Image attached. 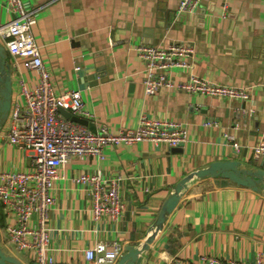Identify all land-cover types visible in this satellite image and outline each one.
<instances>
[{
    "label": "crops",
    "instance_id": "0c3cea01",
    "mask_svg": "<svg viewBox=\"0 0 264 264\" xmlns=\"http://www.w3.org/2000/svg\"><path fill=\"white\" fill-rule=\"evenodd\" d=\"M21 1L26 10L35 11L33 35L55 92L79 91L86 103L90 115L88 125L82 126L116 133L135 129L145 116L172 120L187 130L181 147L119 142L105 148L102 159H69L51 193V264H94L83 251L100 242L138 246L150 235L175 184L210 163L238 161L245 169L264 171L263 160H254L252 151L264 145V0H202L195 13L182 15L175 13L179 0ZM14 17L0 0V24ZM178 42L192 45L194 52L190 69L172 73L175 83L194 74L246 89L249 98L189 95L175 88L145 95L143 64L135 47L167 48ZM5 53L12 82L10 106H22V90L35 85V75L14 65ZM206 121L213 125L205 126ZM5 132L6 122L0 128V171L28 168L29 152L8 144ZM96 172L118 181L124 207L114 220L94 217L89 187L76 180ZM8 223L0 207L2 244L21 264H35L32 251H19L8 242ZM142 256L144 264H200L208 256L222 262H264V191L193 178Z\"/></svg>",
    "mask_w": 264,
    "mask_h": 264
},
{
    "label": "built area",
    "instance_id": "2783aa9c",
    "mask_svg": "<svg viewBox=\"0 0 264 264\" xmlns=\"http://www.w3.org/2000/svg\"><path fill=\"white\" fill-rule=\"evenodd\" d=\"M202 0H179L176 15L195 13ZM15 17L0 24V46L8 53L14 65H21L35 75V85L23 88L25 102L21 106H10L6 119L4 138L29 152V166L24 170L0 171V207L9 218L6 227L7 240L19 251H32L35 264H51L49 248L48 211L53 204L51 193L59 170L72 157L93 155L103 158V150L119 142L132 145L138 142L164 143L169 147H181L187 140L186 128L175 121L158 118H139L135 129L116 133L105 127L92 132L64 117L59 109L71 115L86 119L90 113L79 91L69 90L57 94L52 76L45 67L41 50L35 43L33 27L35 11L26 10L21 0H4ZM117 43H112L111 46ZM136 54L143 64L142 85L145 95L160 88H175L189 95H203L223 99L247 100L246 89L220 85L194 74H188L185 81L175 83L172 73L191 68L190 60L194 49L185 42L171 43L167 48L140 44ZM205 126L213 125L206 121ZM228 140L233 137L225 134ZM236 148V144L232 143ZM254 160H263L264 145L253 147ZM78 183L90 190L94 217L106 215L116 219L123 210L118 181L105 179L100 173L82 174ZM36 217L35 224L31 221ZM7 244V242H6ZM124 246L117 242L96 243L83 251L86 261L94 264H115L123 254ZM172 264H189L175 260ZM200 264H241L222 262L216 257H202ZM253 264H264L257 260Z\"/></svg>",
    "mask_w": 264,
    "mask_h": 264
},
{
    "label": "water",
    "instance_id": "95a60500",
    "mask_svg": "<svg viewBox=\"0 0 264 264\" xmlns=\"http://www.w3.org/2000/svg\"><path fill=\"white\" fill-rule=\"evenodd\" d=\"M12 82L10 73L7 71L6 53L0 46V128L7 119L11 104ZM60 113L78 124L88 125V121L70 114V112L59 109ZM216 178L222 186L234 183L239 186L248 187L254 191H264V171L249 170L242 167L238 161H217L210 163L208 167L194 171L180 181H178L173 190L164 200L158 214L149 228L150 235L138 246H124L123 254L119 256L115 264H144L142 254L148 247V244L161 232L168 216L177 207L183 191L187 184L193 178ZM0 264H21L14 258L5 246L0 237Z\"/></svg>",
    "mask_w": 264,
    "mask_h": 264
}]
</instances>
